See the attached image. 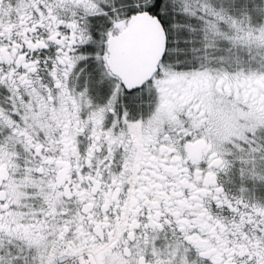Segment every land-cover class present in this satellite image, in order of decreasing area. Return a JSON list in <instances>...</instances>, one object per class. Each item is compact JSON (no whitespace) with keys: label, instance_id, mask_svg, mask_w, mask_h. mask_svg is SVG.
Returning <instances> with one entry per match:
<instances>
[{"label":"snow or ice","instance_id":"1","mask_svg":"<svg viewBox=\"0 0 264 264\" xmlns=\"http://www.w3.org/2000/svg\"><path fill=\"white\" fill-rule=\"evenodd\" d=\"M0 264H264V0H0Z\"/></svg>","mask_w":264,"mask_h":264}]
</instances>
